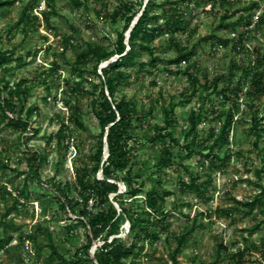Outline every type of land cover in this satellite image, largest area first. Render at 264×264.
<instances>
[{
  "label": "rangeland",
  "instance_id": "374dc122",
  "mask_svg": "<svg viewBox=\"0 0 264 264\" xmlns=\"http://www.w3.org/2000/svg\"><path fill=\"white\" fill-rule=\"evenodd\" d=\"M11 1L10 5L0 7V53L6 58L0 67V86L15 88L24 80L20 90H25L26 107L32 114L26 132L0 123V163L5 166L0 165V236L12 238L0 250V264H45L49 249L44 247L40 255L35 252L36 245L46 243L44 234L39 233L36 243L29 241L28 249L26 239L21 242V236L33 232L36 223L41 222L52 232L54 245L65 256L85 244L89 232L75 223L76 215L68 210L65 214L51 201L56 183L53 180L73 183L76 168L95 162L99 126L91 107L92 96L86 91L100 88L101 80L89 71L78 79L73 66H85L78 56L86 44L110 47L116 40L123 29V20L120 17L112 20L110 14L120 1L132 2L136 8L141 3L142 8L147 0H82L84 5L79 8L68 0H51L56 13L49 23L39 16L40 10L47 9L46 1L34 0L37 7L32 14L38 19L28 25L16 23L23 7L32 0ZM210 1L182 4L188 23L186 30L175 36L156 35L151 44L153 56L158 58L154 65L147 52L137 47L141 55L134 64L119 67L126 79L118 85L115 98L125 97L137 110L133 130L141 141L134 144L135 170L141 174L145 190L156 187L166 194L163 208L171 212L167 231L159 232L157 239L144 245L139 258L126 259L125 264H170L168 253L175 238L193 223L196 227L178 254V264H264V215L259 207L247 214L242 205L253 199L264 184V162L248 131L250 106L255 105L261 118L264 95H247L249 72L255 68L264 72V0H217L212 6ZM155 12L158 18L151 23L161 21L162 11ZM246 16H250L248 26L245 22L235 28L231 25ZM221 23L229 27L218 28ZM127 33L124 31L125 39ZM238 34L244 37L240 43ZM189 49L192 54L180 64L168 63ZM116 58L114 55L101 63L98 73ZM54 64L59 66L56 71L44 73ZM85 68L90 70L91 65ZM190 75L197 83L192 82ZM215 77L221 78L217 88L212 83ZM243 77V90L235 101L232 90ZM66 82H79L80 92L72 93ZM221 89L229 91L225 98L219 93ZM67 100L70 106L78 108L83 128L70 121ZM170 104L174 105L176 117L172 128L180 144H185L190 112L200 113L196 125L198 140L191 151L174 146L170 165L156 169L161 147L151 144L146 137L154 125L163 124L162 109ZM230 110L234 121L228 141L217 143L218 150L215 149L220 158L229 156V159L221 163L203 159L198 152L207 153L204 148L211 145ZM63 126V141L57 143L55 138L48 141ZM31 128H37L38 133L33 134ZM33 151L46 157L38 175L28 171L27 160ZM219 164L221 168H215ZM191 175L198 176V182L203 184L202 194L181 189V182H188ZM118 184L119 193L123 194L125 185ZM21 191L26 196L18 201ZM72 195H76L74 190ZM121 200L126 204L130 199L122 195ZM41 203L46 208L45 215ZM15 204L17 209L13 208ZM114 205L119 209L116 202ZM70 222L74 226L68 230L66 225ZM121 223L120 235H124L129 224L124 219ZM99 244L96 239L89 249L93 262ZM239 251L243 254L239 255Z\"/></svg>",
  "mask_w": 264,
  "mask_h": 264
},
{
  "label": "trees",
  "instance_id": "16d2710c",
  "mask_svg": "<svg viewBox=\"0 0 264 264\" xmlns=\"http://www.w3.org/2000/svg\"><path fill=\"white\" fill-rule=\"evenodd\" d=\"M45 1L47 3V9L40 10L39 16L46 23H49L50 17L56 11L51 0ZM68 1L76 8L84 5L82 0ZM191 1L147 0L142 8L141 3L138 4L139 8H136V4L132 2L120 1V4L110 14L112 20H115L117 17L123 20V29L118 34L116 40L110 47L96 43H88L85 49L79 54L78 57L81 63L85 66L91 65V68L88 70L85 66L75 64L73 70L76 72L77 78H83L84 72L89 71L97 79L101 80L100 88L95 87L92 92L86 91L87 94H91L92 96L91 107L95 112L99 126L96 150L93 157L95 162L94 164L91 162L76 168L73 183L69 181L62 183L53 180L56 183L54 184V200L52 199L51 201H55L57 208L65 214L66 210H68L71 214L76 215L75 223L86 227L89 232L86 234L85 244L77 247L73 254L65 256L54 245L52 232L48 228L43 227L41 222L36 223L33 226V232H28L21 236V242L24 239H29L36 243V238L39 233L44 234L46 243L41 246L36 245L35 252L40 255L44 247L49 249V254L44 258L45 264H51L55 261H58L59 264H125L126 259L134 261L139 258L144 245L157 239L159 232L167 231V219L171 215V212L165 211L163 208L166 194L162 193L156 187L145 190V182L141 179V174L135 170L136 149L134 144L141 141L140 138L136 137L133 130L137 113L136 106L125 97L116 99L115 93L118 85L126 79L125 73L119 70V67L133 65L134 60L141 55L140 50L147 52L150 56L151 65H154L158 58L153 56V47L151 44L156 35L169 34L175 36L185 32L188 23L185 18V12L182 10V4L186 3L188 5ZM215 1L217 0L210 1L211 6ZM218 1L225 2L230 0ZM11 3V0H0V7L10 5ZM36 7L37 4L34 3V0L25 5L16 25H28L37 20L38 16L32 14V10ZM157 9L162 11L161 21L151 23L152 19L158 18L155 12ZM136 16L137 19L134 25L130 27ZM224 19L225 16L223 17ZM249 19L250 16L239 17L231 25L235 28L237 25L245 22L248 26L250 24ZM220 27L228 28L229 25L221 23L218 28ZM128 30V38L125 39L124 31ZM8 38L10 39L9 36ZM243 40V35L238 34V43ZM233 47L236 50L237 44L235 43ZM191 54L192 50H185L173 59L168 60V63L180 64ZM114 55L118 58L109 61L106 66L100 69V73H98V66L110 60ZM5 62L6 58H2L0 53V67ZM58 68L59 66L54 64L44 73H52ZM249 73V90L247 91V95L251 97L255 95L263 96L264 72H260L255 68ZM189 77L193 83H197L196 78L191 75ZM220 80V77H215L212 80L214 88H217ZM24 82L23 80L15 88H10L7 85L0 86V123H3L9 129L21 130L22 132L28 130L29 118L32 114L31 109L26 107V92L25 90H20V85H23ZM244 83V77L237 80L235 89L232 90L235 101L238 99V93L243 90ZM66 84L74 94L81 90L78 87L79 82L73 84L66 82ZM228 92L226 89L219 91L223 98L226 97ZM3 94L7 96H3ZM66 104L70 106L68 100ZM254 106H250L252 113L249 118L248 131L253 136V145L258 150L259 155L262 156V162H264V145L260 147V142L264 139V124H262L264 115L260 118L259 112ZM71 107L70 121L77 127L83 128V124L78 117V108L75 106ZM173 109V104L162 109L163 124L154 125L152 133L146 137L151 144H158L161 147L160 153L157 156L158 164L155 166L156 169H161L163 165H170L172 158L171 149L174 146L191 151L192 146L198 140L196 125L200 113L190 112L188 129L184 135L185 144H180L177 138H175L172 128L176 121ZM233 118L234 114L230 110L221 123L217 136L211 145L204 148L207 150V153L202 154V152H198L203 159H210L211 161H218L220 163L229 159V156L220 158L219 154L215 152V149L218 150L217 143L228 141L229 131L234 121ZM64 130L65 126L60 128L48 141L55 138L57 143H61L64 139ZM31 131L33 134L38 133L37 128H31ZM211 134L213 135V133ZM45 159L46 157L43 153L33 151L27 160L28 171L33 175H38L39 169L45 162ZM0 165L5 167L2 163ZM215 168L220 169L221 164ZM259 172L257 170V173ZM198 180V176L191 175L188 182H181V189L199 195L202 194L201 187L203 184L199 183ZM118 182H123L125 185L123 194L119 193L120 186ZM1 187L4 188L3 186ZM25 187H27L26 184ZM260 187V192L253 199L242 202V205L247 208V214H251L255 207H259L261 213L264 215V184ZM73 190L75 191V196L72 195ZM18 195V201L26 196L23 191L18 192ZM122 195H126L127 199H130L126 201V204L121 200ZM2 197L4 198V195ZM115 202L118 204L119 209L114 205ZM41 205L45 215L46 208L43 206V203ZM134 205L136 207H133ZM13 208L17 209V205H13ZM123 219L129 225L124 235H120ZM262 222L264 223V219ZM73 226L74 223L71 222L66 225L68 230ZM195 227L196 225L193 223L189 230L175 238L174 247L168 253L170 264H178V254L183 249L187 241V236ZM96 239L100 241V244L94 252L95 262H93L89 255V249ZM10 240H12L11 237L6 239L0 236V250ZM238 254L242 255L243 252L239 251Z\"/></svg>",
  "mask_w": 264,
  "mask_h": 264
},
{
  "label": "built area",
  "instance_id": "2783aa9c",
  "mask_svg": "<svg viewBox=\"0 0 264 264\" xmlns=\"http://www.w3.org/2000/svg\"><path fill=\"white\" fill-rule=\"evenodd\" d=\"M71 144L73 145V139H71ZM25 241H26V244H25L26 245V248L28 249L29 248V241L30 240L29 239H26Z\"/></svg>",
  "mask_w": 264,
  "mask_h": 264
},
{
  "label": "water",
  "instance_id": "95a60500",
  "mask_svg": "<svg viewBox=\"0 0 264 264\" xmlns=\"http://www.w3.org/2000/svg\"><path fill=\"white\" fill-rule=\"evenodd\" d=\"M136 19H137V18H135V19L132 21V23H131V26H130V27H132V26L134 25V23H135ZM128 34H129V30H128V33H127V38H128ZM94 261H95V258H94Z\"/></svg>",
  "mask_w": 264,
  "mask_h": 264
}]
</instances>
